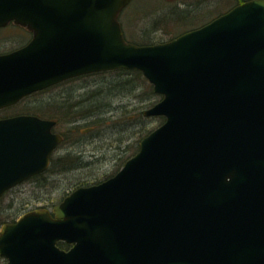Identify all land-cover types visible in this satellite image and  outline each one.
Here are the masks:
<instances>
[{"label": "water", "instance_id": "water-1", "mask_svg": "<svg viewBox=\"0 0 264 264\" xmlns=\"http://www.w3.org/2000/svg\"><path fill=\"white\" fill-rule=\"evenodd\" d=\"M130 0H0L34 29L0 55V107L82 74L138 69L165 121L112 177L0 230L6 264H264V0L165 42L125 40ZM34 114L0 118V197L45 171L63 136ZM58 240L73 243L70 249Z\"/></svg>", "mask_w": 264, "mask_h": 264}, {"label": "rangeland", "instance_id": "rangeland-1", "mask_svg": "<svg viewBox=\"0 0 264 264\" xmlns=\"http://www.w3.org/2000/svg\"><path fill=\"white\" fill-rule=\"evenodd\" d=\"M243 1L133 0L119 19L127 40L151 44L195 29ZM12 45V39L0 40V50ZM118 77L112 70L85 74L30 96L17 107L0 110V117L36 113L55 120L52 130L64 137L52 152L47 171L20 183L0 199V227L29 209L52 208L79 185L114 175L139 150L140 140L165 120L164 116L145 115L163 95L154 92L142 72L126 76L131 78V90L112 92ZM6 262L0 256V264Z\"/></svg>", "mask_w": 264, "mask_h": 264}, {"label": "flooded vegetation", "instance_id": "flooded-vegetation-1", "mask_svg": "<svg viewBox=\"0 0 264 264\" xmlns=\"http://www.w3.org/2000/svg\"><path fill=\"white\" fill-rule=\"evenodd\" d=\"M132 1L133 0H130L129 3L127 5H125L120 10L119 17L123 13L124 10H127L129 8V6H130ZM244 1H246V0H244ZM240 3H242V2H238L235 5H238ZM227 11H225V12H227ZM225 12H223V13H225ZM119 21H120V19H119ZM120 23H121V26H122V29H123V32H124V37L127 39L124 27L122 25V22L120 21ZM35 36H36V34H35L34 29L28 27L27 25L16 23L14 21H11V22H9L7 24H4V25H0V40L12 39V42H13V45H12L11 48H9L7 50H0V55L10 54L12 52H15L18 49L23 48L24 46L28 45L34 39ZM10 45H11V43H10ZM64 82L65 81L60 82V83H56V84L51 85V86H49V87H47L45 89L34 91V92L30 93V94H27L24 97H22L21 99H19L18 101L12 103V104L6 105L4 107H0V110H7V109H12L13 107H17V106L21 105L22 102L26 98H28L30 96H34V95L40 94V93H43V92H46V91L50 90L53 87L60 86ZM15 219H14V221H15ZM70 246H71L70 244H66V246H63V248L67 249Z\"/></svg>", "mask_w": 264, "mask_h": 264}, {"label": "trees", "instance_id": "trees-1", "mask_svg": "<svg viewBox=\"0 0 264 264\" xmlns=\"http://www.w3.org/2000/svg\"><path fill=\"white\" fill-rule=\"evenodd\" d=\"M112 72H114L116 75H119V77H118V79L116 81L117 83L116 84L112 83V92H115V90H119V89L131 90L132 89V84L129 85L131 78H128L126 76H130V73H133V72H137L138 74L141 75V71L140 70H136V69H115V70H112ZM124 78H127V79H124ZM81 104H80V106H81ZM75 106L77 107L78 105L75 104ZM37 176H39V175H37ZM37 176H35V177H37ZM37 179L40 180L41 177H38ZM60 246L63 247V246H66V244L64 242H60Z\"/></svg>", "mask_w": 264, "mask_h": 264}]
</instances>
